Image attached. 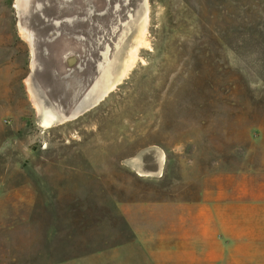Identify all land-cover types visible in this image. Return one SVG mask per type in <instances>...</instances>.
<instances>
[{"label": "rangeland", "instance_id": "obj_1", "mask_svg": "<svg viewBox=\"0 0 264 264\" xmlns=\"http://www.w3.org/2000/svg\"><path fill=\"white\" fill-rule=\"evenodd\" d=\"M24 1L0 0V264L134 242L121 205L193 198L202 177L264 188V0H130L78 108L51 71L83 45L40 40L37 52L57 3ZM44 107L58 116L49 128Z\"/></svg>", "mask_w": 264, "mask_h": 264}, {"label": "crops", "instance_id": "obj_2", "mask_svg": "<svg viewBox=\"0 0 264 264\" xmlns=\"http://www.w3.org/2000/svg\"><path fill=\"white\" fill-rule=\"evenodd\" d=\"M204 179L193 198L121 205L134 242L59 264H258L264 257V188L257 194L241 189L237 178L228 186L219 176ZM157 212L155 226L149 219Z\"/></svg>", "mask_w": 264, "mask_h": 264}, {"label": "flooded vegetation", "instance_id": "obj_3", "mask_svg": "<svg viewBox=\"0 0 264 264\" xmlns=\"http://www.w3.org/2000/svg\"><path fill=\"white\" fill-rule=\"evenodd\" d=\"M55 1L57 16L49 18L46 15L44 21L45 24L53 23L55 29L49 30L45 37H34L33 47L37 52L40 48L47 51V47L42 46L40 40L55 41L56 39H63L66 43L80 42L83 45L81 48L84 56L70 58L67 67L53 68L51 71L52 74L65 79L61 88V97H78V108L90 92L96 77L103 73L102 67L107 66L109 60L107 49H109L111 34L117 30V26L125 24V17L129 18L130 0ZM29 5L30 3L28 5L27 2L25 3L26 10ZM37 9L43 10L40 4L37 5ZM25 23L27 25V20ZM28 23L33 24L35 32H40L39 28L42 27L40 22L29 21ZM37 65L40 71L45 70L44 63H40V60H37ZM111 72L113 73L112 69Z\"/></svg>", "mask_w": 264, "mask_h": 264}, {"label": "bare ground", "instance_id": "obj_4", "mask_svg": "<svg viewBox=\"0 0 264 264\" xmlns=\"http://www.w3.org/2000/svg\"><path fill=\"white\" fill-rule=\"evenodd\" d=\"M142 40H143V33L139 37L138 44H141ZM135 54L136 53L131 54V57L129 58V61L126 63V66H125L124 70L121 72L120 76L118 77V82H120L124 78V76L127 74V72L133 67V65L135 63V61H134L135 60V58H134ZM108 78L109 77L106 76V79H108ZM112 87L113 86H111V88ZM94 93H95V91H94ZM102 93H103V91H102ZM43 116H44V120H43L42 123H43V126L46 127V128L51 127L57 121V118H58L55 108L53 109V108L44 107Z\"/></svg>", "mask_w": 264, "mask_h": 264}, {"label": "water", "instance_id": "obj_5", "mask_svg": "<svg viewBox=\"0 0 264 264\" xmlns=\"http://www.w3.org/2000/svg\"><path fill=\"white\" fill-rule=\"evenodd\" d=\"M25 3L27 2V5H28V3H29V0H26V1H24ZM30 45V44H29ZM30 47H31V45H30Z\"/></svg>", "mask_w": 264, "mask_h": 264}]
</instances>
